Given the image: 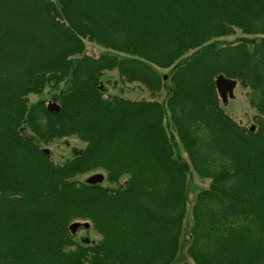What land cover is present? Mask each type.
<instances>
[{
	"label": "trees",
	"instance_id": "16d2710c",
	"mask_svg": "<svg viewBox=\"0 0 264 264\" xmlns=\"http://www.w3.org/2000/svg\"><path fill=\"white\" fill-rule=\"evenodd\" d=\"M236 30L264 35V0H0V264H264V40L210 45ZM106 70L150 97L105 93ZM219 74L249 90L254 129L224 109ZM166 80L170 125L210 180L183 262L190 169L158 99ZM62 83L59 111L29 104ZM67 136L85 147L58 164L42 143ZM98 169L102 183L77 179ZM75 221L100 240L79 242Z\"/></svg>",
	"mask_w": 264,
	"mask_h": 264
},
{
	"label": "rangeland",
	"instance_id": "374dc122",
	"mask_svg": "<svg viewBox=\"0 0 264 264\" xmlns=\"http://www.w3.org/2000/svg\"><path fill=\"white\" fill-rule=\"evenodd\" d=\"M243 40L247 41L248 44L252 46L254 43L264 40V35L263 34L245 35L240 30H236L235 34L233 35L218 37L212 40L210 42V45L215 44L216 46H220L225 44L236 43ZM84 42H85V52L90 55L99 56L101 53L108 51V49H105L104 47L87 39H85ZM191 53L192 52H189L186 55H184L172 67L175 68L180 64L184 63L189 58ZM158 71L161 75L166 74L167 76V74L171 72V68L169 69L158 68ZM102 84L104 91L107 94H119L132 99L150 97L148 91L142 89L138 83L123 82L117 70H106L103 73ZM170 85L171 83L166 80L164 83V87L162 88V92L158 99L163 103L165 107V111H166L165 122L166 125L168 126L169 134L172 143L174 145L176 157L181 159L183 163L187 164L190 169L188 175L189 176L188 211L184 222L180 251L177 257V262L178 261L183 262V261H191V259L188 257L186 253V247L190 240L189 230L192 221L191 207L195 200V196L197 192L200 191L202 188L207 187L210 180L200 178L191 169V165L189 163V158L187 156V153L183 149L175 130L170 125L169 112L166 107V98L171 92ZM63 87H65L63 83L59 86L58 89L50 86H46L41 94L32 93L29 95V104L32 105L42 100L45 101L46 103H49L50 101L57 102L56 96H58L60 89ZM247 91L249 90L244 88L241 84L238 83L234 91L235 97L230 98L227 104H223L222 102V105L224 109L228 112V114L231 115L234 119L246 125L247 127H251V125L253 124V116L255 115L256 111L253 107L250 106L248 102L246 95ZM23 133L27 138H30L33 141L36 142L40 141L39 138L29 129L27 125L23 128ZM42 147L50 149L51 157L54 160V162L58 164H63L67 160L73 158L77 153L81 152L85 147V143L77 136H67L64 138L56 139L51 143H42ZM95 173H104V172L101 169L94 170L78 176L77 179L80 181H85L89 176ZM104 184L107 183L104 182ZM75 238L82 243H96L100 240L101 235L92 226L88 228L81 227L80 229L77 230V232H75Z\"/></svg>",
	"mask_w": 264,
	"mask_h": 264
},
{
	"label": "water",
	"instance_id": "95a60500",
	"mask_svg": "<svg viewBox=\"0 0 264 264\" xmlns=\"http://www.w3.org/2000/svg\"><path fill=\"white\" fill-rule=\"evenodd\" d=\"M215 84L217 87L218 94L223 102V104H227L230 98L235 97V88L238 85V81L236 79L225 76L224 74H219L216 77ZM48 109L52 112H57L60 110V105L57 102L50 101L48 104ZM251 129H254L251 126ZM44 151L47 154H50V149L44 148ZM105 179V175L103 173H95L89 176L86 179L87 183H102ZM90 223L88 221H75L70 225V230L74 234L81 227L88 228Z\"/></svg>",
	"mask_w": 264,
	"mask_h": 264
}]
</instances>
